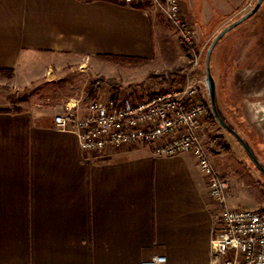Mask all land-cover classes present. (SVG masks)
Segmentation results:
<instances>
[{
  "label": "crops",
  "instance_id": "0c3cea01",
  "mask_svg": "<svg viewBox=\"0 0 264 264\" xmlns=\"http://www.w3.org/2000/svg\"><path fill=\"white\" fill-rule=\"evenodd\" d=\"M246 1L180 6L208 25ZM177 34L142 3L0 0V264H140L155 255L209 264L216 204L191 154L157 156L142 144L84 151L54 120L66 105L84 116L90 83L113 69L145 78L139 69L154 64L162 41L182 42Z\"/></svg>",
  "mask_w": 264,
  "mask_h": 264
},
{
  "label": "built area",
  "instance_id": "2783aa9c",
  "mask_svg": "<svg viewBox=\"0 0 264 264\" xmlns=\"http://www.w3.org/2000/svg\"><path fill=\"white\" fill-rule=\"evenodd\" d=\"M111 1L151 6L166 17L183 44L194 51L197 34L181 9L180 0ZM207 108L199 86L186 77L181 85L164 82L123 94L107 87L88 102L84 116L66 105L54 120L59 129L77 135L84 151L142 144L151 146L157 156L191 154L205 175L216 204L209 264H264V209L229 206L230 182L215 170L198 134ZM140 264H166V257L155 255Z\"/></svg>",
  "mask_w": 264,
  "mask_h": 264
},
{
  "label": "rangeland",
  "instance_id": "374dc122",
  "mask_svg": "<svg viewBox=\"0 0 264 264\" xmlns=\"http://www.w3.org/2000/svg\"><path fill=\"white\" fill-rule=\"evenodd\" d=\"M255 3L256 0H247L234 11V16H224L220 21L208 25L193 22L197 34L194 51L188 49L178 38L174 41H162V54L158 60L151 67L139 69L140 73L147 72L145 78L139 76L138 79L130 80L132 78L119 67L113 69L117 72L114 77L98 76L105 80L101 81L99 90L94 91L87 100L89 102L107 87L113 93L123 94L133 88L157 86L164 83L163 76L179 69L178 77H189L199 86L202 96L207 100V113L198 134L203 146L211 155L217 156L228 171L222 175L215 169L230 182V204L233 200L238 207L264 209V177L237 140L216 121L210 110L204 81V59L210 42L224 26L247 13ZM176 32L178 33L177 29ZM211 72L216 84L219 114L243 137L264 166V1L251 18L233 28L218 42L211 57ZM151 74L156 77L147 78ZM2 78L4 79L0 75V79ZM9 78L11 74L5 73L6 82ZM106 79L114 80L110 83ZM182 83L183 81L177 85ZM29 91L30 87L23 89L25 96Z\"/></svg>",
  "mask_w": 264,
  "mask_h": 264
},
{
  "label": "water",
  "instance_id": "95a60500",
  "mask_svg": "<svg viewBox=\"0 0 264 264\" xmlns=\"http://www.w3.org/2000/svg\"><path fill=\"white\" fill-rule=\"evenodd\" d=\"M264 0H256L255 5L244 15L240 16L236 20L230 22L226 26H224L212 39L210 42L204 59V81L208 90V96H209V103H210V110L215 117L216 121L219 123V125L224 128L227 132H229L241 145L244 152L247 154L251 162L254 164L256 169L259 171V173L264 177V166L259 161V159L256 157L252 149L249 147L247 142L243 139V137L229 124L227 123L219 114V111L217 109L216 104V84L214 77L211 72V57L213 54V51L218 44V42L233 28L236 26L242 24L249 18H251L261 7Z\"/></svg>",
  "mask_w": 264,
  "mask_h": 264
},
{
  "label": "trees",
  "instance_id": "16d2710c",
  "mask_svg": "<svg viewBox=\"0 0 264 264\" xmlns=\"http://www.w3.org/2000/svg\"><path fill=\"white\" fill-rule=\"evenodd\" d=\"M178 75H179V69H174L167 76H163L162 81L168 82L171 85H177L185 80V75H181L179 77ZM153 77L156 76L151 74L147 78H153ZM102 80H105V78H100V79L98 78L91 82V94L95 91L96 88H98ZM106 80L107 82L113 83L114 79H106Z\"/></svg>",
  "mask_w": 264,
  "mask_h": 264
}]
</instances>
